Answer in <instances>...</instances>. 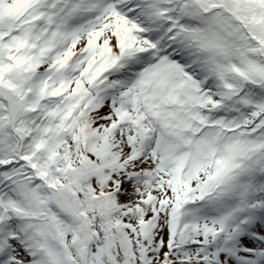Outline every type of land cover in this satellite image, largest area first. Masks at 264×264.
<instances>
[{
    "label": "snow or ice",
    "instance_id": "1",
    "mask_svg": "<svg viewBox=\"0 0 264 264\" xmlns=\"http://www.w3.org/2000/svg\"><path fill=\"white\" fill-rule=\"evenodd\" d=\"M0 264H264V0H0Z\"/></svg>",
    "mask_w": 264,
    "mask_h": 264
}]
</instances>
